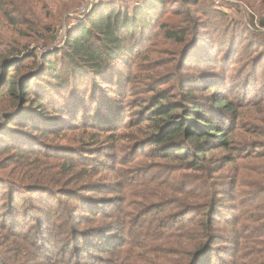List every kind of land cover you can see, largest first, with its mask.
Returning a JSON list of instances; mask_svg holds the SVG:
<instances>
[{"label": "rangeland", "instance_id": "1", "mask_svg": "<svg viewBox=\"0 0 264 264\" xmlns=\"http://www.w3.org/2000/svg\"><path fill=\"white\" fill-rule=\"evenodd\" d=\"M100 1L104 0H28L25 8L33 11L40 24L29 25L27 21L33 23L34 17L26 12L25 22L0 26V35L14 42L13 45L18 41L29 48L36 46L40 54L46 47L41 45V38H32V27L47 36L48 30L43 24H54L56 39L50 44L47 40V47L61 46L68 30L80 25ZM188 1L166 0L158 24L152 30L140 33V43L135 46L138 52L128 60H131L129 68L128 62L122 66V70L128 71L131 81L120 94L114 95L112 107L115 116L122 121L121 125L115 129L81 126L53 135L36 133L32 136L34 139H27L30 147L18 155L13 148L0 150V264H74L77 260L79 264L184 262L189 245L176 240L170 244L162 243L157 253H151L143 248L149 241L142 233L132 239L133 245L118 242L110 249L105 246L107 248L103 251L92 250L94 254L86 253L87 249L83 257H76L79 253L73 247L78 234L79 243L84 237L82 234L91 236L94 242L98 232L102 236L114 224L129 221L126 215L128 207L123 212L119 208L121 204L110 202L95 205L90 213L76 209L73 205L75 199L64 196L62 191L65 187L71 189L90 181L101 189V193L89 190L90 195L123 198L131 185H124L122 175L127 169L134 170L130 181L132 189L144 191L146 197L137 199L141 208L133 212L137 219L132 226L151 232L150 222L155 224L169 215L163 204H168L165 196H169L166 187L171 174L176 178L174 194L180 197L179 190L185 186L182 184L185 176H192L191 188L197 189V194L201 191L198 177L203 172L190 170L177 159L164 160L163 150L149 142L151 129L149 123L139 120L140 111L143 112L144 103L151 98L187 102L190 97L200 99L210 95L214 91L207 89L215 87L209 88L207 82L196 84L195 78L205 77L212 70H216L219 76L216 78L219 83L217 91L226 97L230 109L226 115L229 120L225 126L229 137L226 144L211 145L212 149L205 152L206 161L201 164L209 171V188L214 194L221 193L217 204L223 213L214 221L215 233L220 238L218 256L224 262L234 264L228 253L235 247L233 229L240 225H235L233 218L240 207V200L246 201L243 205L249 202L247 195L259 197L261 202L258 218L250 221L252 226L264 227V26L259 24L260 19L264 20V0ZM111 2L122 9H133L141 0ZM88 3H91L89 9H78ZM170 29L180 40L165 38L163 31ZM0 40H3L1 48L5 39ZM186 92L190 93L189 97ZM71 145L76 151L74 156H67L69 152L66 149ZM124 153H127L128 161L117 166L118 162L112 158L118 155L122 160ZM45 155L60 156L61 159L56 162ZM72 157L87 160L83 162L88 166L74 167L77 173L67 172L72 166L69 168L63 163H68L65 159ZM94 160L97 162L88 164ZM92 169L102 172L89 175ZM144 172L155 174L146 187L143 185V179L146 180L142 176ZM100 184L107 185V189ZM157 203H160L158 207ZM69 204L74 215L60 217L63 208ZM97 208L100 210L94 214ZM149 209L152 211L148 212ZM117 226L118 232L121 227ZM255 230L250 233V249L245 250H249V254L254 253V261L259 264L264 254L259 253L264 249L261 242L264 238L254 233ZM225 251L227 253H223ZM249 263L253 264V261Z\"/></svg>", "mask_w": 264, "mask_h": 264}, {"label": "trees", "instance_id": "2", "mask_svg": "<svg viewBox=\"0 0 264 264\" xmlns=\"http://www.w3.org/2000/svg\"><path fill=\"white\" fill-rule=\"evenodd\" d=\"M26 2L28 0H0V26L22 24L25 22L23 19L26 12L34 17L33 23L27 21L29 25L40 24L38 19L35 20L33 11L25 8ZM165 4L166 0H141L133 9H122L114 5L111 0L100 1L80 25L68 30L64 43L52 49L51 46L47 47V40L50 44L56 39L54 24H43L48 30L47 36H43L38 29L32 27L34 33L32 38L35 40L41 38L43 41L41 45L46 47V50L40 54L36 46L29 48L18 41L13 45L14 42L0 35V39H5V43L0 48V150L5 147L13 148L18 155L30 147L27 139L35 136L33 134L36 133L53 135L81 126L84 128L105 126L115 129L121 125L122 121L115 116L112 107L114 95L120 94L124 86L131 81L127 76L128 71L122 70V66L137 54L138 49L135 46L140 43V33L152 30L158 24ZM16 16L19 17L15 18ZM259 24L263 27L264 20L260 19ZM163 35L168 39L180 40L171 29L164 30ZM130 62L131 60L128 62V68ZM215 71L212 70L205 77L195 78L196 84L207 82L209 88L215 87L207 89L214 91L210 95L200 99L190 97L187 102L151 98L144 103L143 112L140 111L141 117H139V120L149 123L148 127L151 129L149 142L163 150L161 153L164 160L177 159L183 161L188 169L203 172L198 177L202 188L201 191L198 189L199 195L197 189L191 188L192 176H185V181L182 183L185 186L179 190L180 197L176 196L173 191L176 178L171 174L167 180V187L164 186L167 189L166 193L169 194L165 196L168 204H163L164 210L169 215L164 220L156 221L155 224L150 222L152 231L148 232L132 226L137 219L133 212L141 208V203H138L137 199L146 197L144 191L138 192L132 189L133 184L130 181L134 170L127 169L122 175L121 180L124 185H131L123 198L90 195L89 190L101 193L98 185H93L90 181L80 186H73L71 189L65 187L62 191L63 195L73 197L75 199L73 205L78 210L92 213L95 205L101 206L110 202L121 204L122 207L119 208L123 212L128 207L126 215L129 221L122 220L114 224L121 227L118 228V232L115 226L105 231L102 236L98 232L94 242L91 236L82 234L81 236L85 238L81 240V246L78 234L76 245L73 247L79 253L76 257H83L82 254H85L87 249L86 253L90 252V254H94L92 250L103 251L102 249L107 247L110 249L118 242L121 245L125 243L133 245L135 242L132 239L142 233L149 241L143 248L151 253H157L162 243L170 244L176 240L189 245L187 258L184 262L178 261L177 264L226 263L217 254V243L220 238L215 233L217 227L214 224L215 219L220 218L223 213L221 206L217 204L218 195L221 193L214 194L209 188L211 185L207 182L210 178L207 175L209 171L201 165L206 161L205 152L212 149L211 145L226 144L229 138L225 127L229 123L226 116L230 111L229 102L217 91L216 87L219 83L216 78L219 76ZM189 92H186L187 97L190 96ZM126 148L130 149L131 146ZM75 149L72 145L66 149L69 152L67 156H74ZM32 151H35V148ZM45 156L53 158L56 162L61 159L60 156L55 155ZM122 156V160L118 155L112 158L118 162L117 166L128 161L127 153ZM65 161L68 163L63 164L69 168L72 166L67 170V172L72 171V174L77 173L74 172V167L88 166L83 162L87 160L81 161L72 157ZM92 162L97 161L88 164ZM105 163L109 165L108 160ZM101 172L100 169L95 171L92 169L89 175ZM144 174L142 176H145L146 180L143 179V185L146 187L154 179L155 174L151 172ZM193 182H196L194 178ZM255 198L247 195L249 202L244 205L242 203L246 201L241 199L240 207L237 208V214L233 218L234 224L240 225L233 229L235 247L233 252L228 253V256L231 254L234 264H250L249 261L257 264L254 261L256 255L250 253L251 256L249 250H245L250 249L249 244L252 241L250 233L254 229H256L254 233L264 238V227L256 228L251 224L258 218L261 209L259 197ZM192 200L195 203L191 202ZM71 207L72 205L69 204L63 208L60 217L65 214H70L68 216L72 217L74 213H71ZM99 210L100 208H97L94 214ZM143 217L146 218V215ZM167 224H170V227H166ZM156 241L159 242L155 243ZM261 242L264 244V239ZM259 253H264V249ZM262 255L263 259L258 262L259 264H264V254ZM236 259H239L237 263ZM74 264H79L78 260ZM226 264H231V261Z\"/></svg>", "mask_w": 264, "mask_h": 264}, {"label": "built area", "instance_id": "3", "mask_svg": "<svg viewBox=\"0 0 264 264\" xmlns=\"http://www.w3.org/2000/svg\"><path fill=\"white\" fill-rule=\"evenodd\" d=\"M91 2V1H89ZM91 6V3L88 4H83V6H81L80 8H78L79 10L83 11L85 8L89 9V7Z\"/></svg>", "mask_w": 264, "mask_h": 264}]
</instances>
